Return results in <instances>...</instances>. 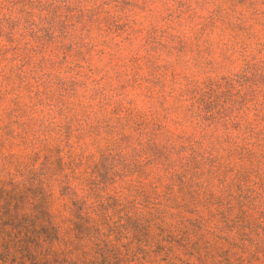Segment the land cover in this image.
<instances>
[{
  "label": "rangeland",
  "instance_id": "374dc122",
  "mask_svg": "<svg viewBox=\"0 0 264 264\" xmlns=\"http://www.w3.org/2000/svg\"><path fill=\"white\" fill-rule=\"evenodd\" d=\"M0 264H264V0H0Z\"/></svg>",
  "mask_w": 264,
  "mask_h": 264
}]
</instances>
